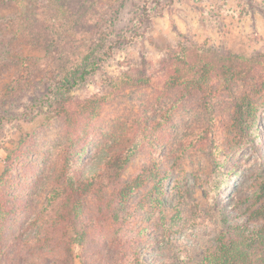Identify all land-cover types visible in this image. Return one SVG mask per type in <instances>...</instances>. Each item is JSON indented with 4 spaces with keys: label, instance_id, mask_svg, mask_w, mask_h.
<instances>
[{
    "label": "rangeland",
    "instance_id": "1",
    "mask_svg": "<svg viewBox=\"0 0 264 264\" xmlns=\"http://www.w3.org/2000/svg\"><path fill=\"white\" fill-rule=\"evenodd\" d=\"M185 43L210 51L231 74L237 65L241 83L230 81L234 94L202 92V104L196 96L179 102L156 145L121 174L127 182L149 165L158 175L127 203L151 204V219L133 223L142 237L135 257L197 264L227 225L264 223V0H0V204L9 213L0 262L36 251L27 238L40 230L62 168L67 102L100 105L83 119L93 125L74 162L83 170L109 158L142 113L159 117L174 103L177 91L161 89L169 55ZM95 209L88 198L89 217ZM102 240L114 243L110 233Z\"/></svg>",
    "mask_w": 264,
    "mask_h": 264
},
{
    "label": "trees",
    "instance_id": "2",
    "mask_svg": "<svg viewBox=\"0 0 264 264\" xmlns=\"http://www.w3.org/2000/svg\"><path fill=\"white\" fill-rule=\"evenodd\" d=\"M223 64L220 60H214L211 52L200 45H178L168 57L161 89L162 95L170 90L177 91L174 103L159 117L142 113L126 139L117 141L109 158L100 157L97 163L83 170L76 168L74 162L78 154L85 150L82 142L87 137L86 133L93 131L92 122L85 123L83 119L96 116L100 105L90 107L91 103H86L79 108L67 102V106H64L66 147L61 158L62 168L39 214L40 230L36 236L30 235L27 238L36 251L21 255L17 253L14 256L20 259L17 264H73L75 258L83 264H90L87 253L95 257L92 261L102 263L111 257V261L117 260L116 264H145L135 257L138 248L135 245L136 239L141 240L142 237L141 232L136 233L134 230L133 223L138 216L145 220L151 219L148 209L151 204L147 198L129 206L127 203L145 183L156 179L157 170L149 165L144 166L127 182L121 180V174L137 154L156 145L161 127L177 111L179 102L196 96L202 104V92L208 89L214 90V93L221 90L233 93L230 81L241 83L237 76L238 67L234 65L232 68L236 72L231 74ZM221 71L225 72L224 76ZM87 74L88 70H83L79 77L72 80L73 84L85 80ZM139 81L146 84L143 79ZM252 107L245 106L246 109ZM90 108L92 110L89 113ZM88 127H92V130ZM157 191L162 195L161 183ZM88 198L96 208L95 214H90L92 217L86 211ZM7 209L6 202L0 204V231L7 229ZM174 228L175 224H172L171 229ZM106 233L112 235L113 244L104 245L102 239ZM215 245L214 250L207 251L206 256L197 264H264V223L259 226L242 222L227 225ZM12 247L10 243L2 250L4 255H1L10 256L9 250ZM75 248H79L76 255ZM15 258H10L8 264H15Z\"/></svg>",
    "mask_w": 264,
    "mask_h": 264
}]
</instances>
